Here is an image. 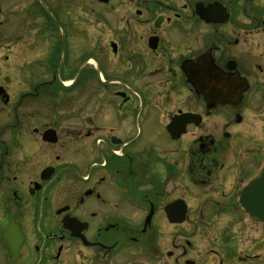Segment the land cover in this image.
<instances>
[{
  "label": "flooded vegetation",
  "instance_id": "flooded-vegetation-1",
  "mask_svg": "<svg viewBox=\"0 0 264 264\" xmlns=\"http://www.w3.org/2000/svg\"><path fill=\"white\" fill-rule=\"evenodd\" d=\"M35 3L0 0V264H264V0L98 2L77 67Z\"/></svg>",
  "mask_w": 264,
  "mask_h": 264
},
{
  "label": "rangeland",
  "instance_id": "rangeland-1",
  "mask_svg": "<svg viewBox=\"0 0 264 264\" xmlns=\"http://www.w3.org/2000/svg\"><path fill=\"white\" fill-rule=\"evenodd\" d=\"M35 7L38 17H33L30 14L29 19L25 20L26 24L55 25L60 37L63 38L65 47L69 49L71 45L68 60L72 67L75 66V63L76 67L80 65L82 58L80 54L85 47L86 52L98 56L100 51L104 49L105 40L114 30L108 22L105 27L101 26L99 11L102 6L96 0H36ZM10 16L14 17L15 15ZM46 17L51 23L46 20ZM50 35L49 31L43 32L41 42L44 41V38L48 39ZM90 61H92L90 66L94 67L93 58H90ZM64 82L67 83L68 81ZM95 84L91 82L92 91ZM82 103L81 90L62 91L58 95L48 96L40 103L37 102V104L47 107L43 109L44 111L50 107L64 111L68 110L70 105L76 106Z\"/></svg>",
  "mask_w": 264,
  "mask_h": 264
},
{
  "label": "water",
  "instance_id": "water-1",
  "mask_svg": "<svg viewBox=\"0 0 264 264\" xmlns=\"http://www.w3.org/2000/svg\"><path fill=\"white\" fill-rule=\"evenodd\" d=\"M198 14L207 22L213 21L209 6L206 9L201 7ZM52 137L53 133H47L45 134L44 139L54 142L55 138ZM242 200L245 202V210L249 213V215L256 220L264 222V167L260 173L246 185ZM10 252L11 257H15L11 246Z\"/></svg>",
  "mask_w": 264,
  "mask_h": 264
}]
</instances>
